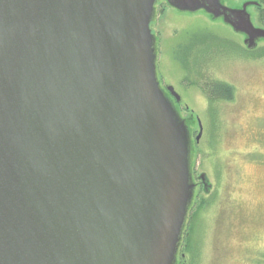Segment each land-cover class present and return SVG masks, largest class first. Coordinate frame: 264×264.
<instances>
[{
    "label": "water",
    "instance_id": "water-1",
    "mask_svg": "<svg viewBox=\"0 0 264 264\" xmlns=\"http://www.w3.org/2000/svg\"><path fill=\"white\" fill-rule=\"evenodd\" d=\"M129 52L107 0H0V264L155 254L169 162Z\"/></svg>",
    "mask_w": 264,
    "mask_h": 264
},
{
    "label": "rangeland",
    "instance_id": "rangeland-1",
    "mask_svg": "<svg viewBox=\"0 0 264 264\" xmlns=\"http://www.w3.org/2000/svg\"><path fill=\"white\" fill-rule=\"evenodd\" d=\"M107 3L169 162L165 185L151 190L165 230L147 264H178L187 221L201 251L192 264H264V37L249 34L264 32L259 0ZM214 81L233 85L234 100L212 101Z\"/></svg>",
    "mask_w": 264,
    "mask_h": 264
},
{
    "label": "trees",
    "instance_id": "trees-1",
    "mask_svg": "<svg viewBox=\"0 0 264 264\" xmlns=\"http://www.w3.org/2000/svg\"><path fill=\"white\" fill-rule=\"evenodd\" d=\"M259 2L261 4L259 6V8H258V10L260 12L259 18H260V21L262 23H264V0H259ZM258 54L260 56H263L264 57V48L260 49V51L258 52ZM187 68L189 69L188 66H187ZM211 85L212 86H211L209 95H210V99L212 101L215 100V98L224 99V100L227 99L229 101L234 100V98L236 96V94H235L236 90L233 87V85L228 84L226 82L223 83V82H220V81H214V82H212Z\"/></svg>",
    "mask_w": 264,
    "mask_h": 264
},
{
    "label": "flooded vegetation",
    "instance_id": "flooded-vegetation-1",
    "mask_svg": "<svg viewBox=\"0 0 264 264\" xmlns=\"http://www.w3.org/2000/svg\"><path fill=\"white\" fill-rule=\"evenodd\" d=\"M200 46H201V49H202L203 43ZM191 51H192V47L186 52V56L190 60H192ZM188 64H190V68L193 69L192 73H194L195 70L197 69L196 67L194 68L195 64H193V62L192 63L189 62ZM164 87L166 89V93H168V95L171 98H173V100L177 104H181L182 101L180 103H178L177 100L173 96H171V94L169 93L170 86H164ZM186 226H187L186 230H185V232L183 234V237H184L183 238V243L179 246L180 248H179V253H178V258H179L178 264H192L191 251L193 252V254L197 255L200 258V253L199 252H201V251L199 250V248H197L198 251H196V250H191V247H190V242H189L190 236H189L188 221H187Z\"/></svg>",
    "mask_w": 264,
    "mask_h": 264
}]
</instances>
